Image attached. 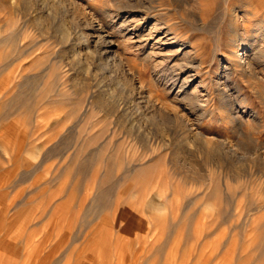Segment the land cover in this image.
Masks as SVG:
<instances>
[{
	"label": "rangeland",
	"instance_id": "374dc122",
	"mask_svg": "<svg viewBox=\"0 0 264 264\" xmlns=\"http://www.w3.org/2000/svg\"><path fill=\"white\" fill-rule=\"evenodd\" d=\"M232 10L256 78L231 74ZM263 67L264 0H0V264H264V161L216 143L264 154Z\"/></svg>",
	"mask_w": 264,
	"mask_h": 264
},
{
	"label": "bare ground",
	"instance_id": "6f19581e",
	"mask_svg": "<svg viewBox=\"0 0 264 264\" xmlns=\"http://www.w3.org/2000/svg\"><path fill=\"white\" fill-rule=\"evenodd\" d=\"M247 10V9H246ZM250 11V10H249ZM248 11V12H249ZM109 12V11H108ZM107 13V12H105ZM244 17L242 16L243 19H247L249 17V13H243ZM109 14H107L106 16L104 17H107L108 18ZM103 17V18H104ZM111 17V16H110ZM130 16H128L126 14L125 17H122V21H120V26H119V33L123 36H127L129 34L128 32V29H127V21H129L130 18H128ZM241 16H239V14L236 12V11H233L232 10V16H231V22H230V31L232 33V41H231V46L228 50V53H229V57L233 55H236V59H238L236 61V59H232L234 60V65L233 68L231 69V74H234L235 73V68L236 67L239 72H241V74H243V76L245 77H248V78H256L257 77V71H256V68L258 67V65L260 64V59H255L256 57V54L253 53L254 55H249V54H246V52L244 53H240V49H241V44L242 42L238 41V40H242L243 39V36H242V31L240 32V18ZM106 18V19H107ZM112 18V17H111ZM110 18V20H111ZM121 18V17H120ZM104 20L106 21V23L108 22V20ZM113 19V18H112ZM117 19V18H116ZM109 20V22H110ZM202 20V19H201ZM115 23V22H113ZM100 24V23H99ZM112 25V24H111ZM115 25V24H114ZM202 25V24H201ZM103 25L101 24V26H96V25H93V22L90 21V19L88 17H85L83 22H82V29H81V35H82V39L84 38V42H88V40H92V44L94 45L93 47V50H91L90 54L91 56H93L94 60L95 61H98L99 65L101 66V68L103 67L104 68H113L115 65H117L120 61H119V57H117L118 54H116V52L114 51L113 46H112V41L110 39H108V33L103 30L102 27ZM107 26V25H106ZM116 27H118L117 25H115ZM142 29L139 27L137 28L135 31H137V36L142 39L145 35L143 34V28L145 27V23H143L142 25ZM104 28H105V25H104ZM106 29V28H105ZM114 29V28H113ZM140 29V30H139ZM240 29V30H239ZM110 30V29H108ZM134 31V33H136ZM133 33V34H134ZM125 34V35H124ZM130 35V34H129ZM135 35V34H134ZM62 36V34H61ZM67 36L66 33H63V38H65ZM166 36V35H165ZM230 37V36H229ZM71 39V38H70ZM164 39V38H163ZM175 39V38H174ZM169 39H166L162 42V43H165L167 42ZM159 43V42H158ZM70 45V43H69ZM183 46V45H182ZM226 51V50H225ZM250 52V51H249ZM253 52V51H252ZM225 53V52H224ZM245 54V56H243ZM227 56V55H226ZM231 56V57H232ZM228 58V57H226ZM245 59V60H243ZM230 60V59H228ZM231 60V61H232ZM92 62V61H91ZM188 63V62H187ZM194 64V63H193ZM228 65H231V63H229ZM185 66V65H184ZM190 66L192 67H195L194 65L190 64ZM183 67V66H181ZM216 67V66H215ZM100 68V67H99ZM184 68V67H183ZM186 68V67H185ZM217 68V67H216ZM258 69V68H257ZM264 69V67H263ZM215 70V69H214ZM230 71V70H228ZM230 72H228L227 74H229ZM230 74V75H231ZM191 75V74H190ZM173 76V75H172ZM189 76V75H187ZM192 76V75H191ZM170 78V77H169ZM163 80H165V77L163 78ZM169 80V79H166V81ZM175 80V79H174ZM257 80V79H256ZM180 81V80H179ZM189 81V77H185L183 79V82L184 83H179L180 86H179V89L176 91V97L177 98H180L179 100H186L188 99L186 96H185V90H186V87L184 89V84L186 85V82ZM178 82V81H177ZM181 82V81H180ZM167 83V82H166ZM172 83V82H171ZM177 83H175L176 85ZM215 87L216 89L211 92V95L208 93V96L210 95V98L208 97V99L210 100H213V98H215V96L217 95V98L219 100V104L215 107L212 108V110H216V113L217 114H220L223 116V114L225 115V117L228 119H230L232 121V123L236 122V120L239 118V115L237 114V112H235L233 110L234 106L232 105L231 101H228L229 100V96H228V91L227 89H224V88H221V86L219 84H216L215 83ZM133 88H134V85H133ZM229 88V87H228ZM170 89V88H169ZM224 89V90H223ZM136 90V89H135ZM170 90H173V84H172V89ZM187 91V90H186ZM216 93L215 96L212 95V93ZM138 93V92H137ZM187 95V94H186ZM187 101V100H186ZM195 102V101H194ZM208 102V101H207ZM145 104H150V101L148 99H145ZM194 104L196 105H199L202 109L204 108V106L202 104H200V102H195ZM222 105V107H221ZM154 107V106H153ZM198 108V107H197ZM221 108L223 110V112H220L221 111ZM155 109V108H154ZM153 110V109H152ZM203 112L204 111H207L206 108L204 110H202ZM209 111V110H208ZM202 112V113H203ZM171 114V113H170ZM174 114V113H173ZM176 114V113H175ZM167 116H170L169 114H166ZM179 115V114H178ZM206 115V114H205ZM203 114V116H205ZM216 115V114H215ZM176 118H177V115H174ZM207 117V116H206ZM214 117V116H213ZM186 119V118H185ZM214 119V118H213ZM216 119V118H215ZM178 120V119H177ZM182 120V124H183V127L185 129L186 132L184 133H192V127H189L190 125H188L187 123H183V119H180ZM217 121H221L222 123L223 122V119L222 117H218ZM229 121V120H228ZM239 121V120H238ZM220 127V126H219ZM218 127V128H219ZM197 128V127H196ZM224 128V127H223ZM240 130V129H239ZM191 131V132H190ZM238 131V130H237ZM231 132H234L233 130ZM233 134V133H232ZM234 135V134H233ZM243 135V134H242ZM191 136V135H190ZM240 137V136H239ZM244 137H247V136H244ZM205 138V137H204ZM203 138V139H204ZM210 139V138H209ZM229 139V138H228ZM207 140V138H206ZM209 142V140H207ZM211 141V140H210ZM207 143V142H206ZM217 143V146L219 148V150L223 153H225L226 155H230V156H233V158H238L239 156L242 157L244 156V154H247V153H252V154H255L257 157H260L263 161H264V154L262 153L263 151H261L260 147L257 146V143L256 142H251L249 141L248 139L242 141V145L240 144L239 145V142L237 143H233L231 140H220V141H216ZM240 151V153H239ZM242 151V152H241ZM245 152V153H244ZM229 156V157H230Z\"/></svg>",
	"mask_w": 264,
	"mask_h": 264
}]
</instances>
